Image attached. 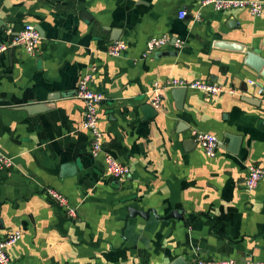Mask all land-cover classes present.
I'll list each match as a JSON object with an SVG mask.
<instances>
[{
  "label": "crops",
  "instance_id": "1",
  "mask_svg": "<svg viewBox=\"0 0 264 264\" xmlns=\"http://www.w3.org/2000/svg\"><path fill=\"white\" fill-rule=\"evenodd\" d=\"M199 1L0 0V44L12 39L7 29L26 24L41 34L37 56L13 48L0 58V155L14 163L0 168V239L23 231L8 249L10 264L264 261V180L245 187L248 168L264 165V109L249 85L264 88V77L246 65L249 52L264 59V12L206 8L195 21ZM163 36L172 44L144 58L149 39ZM114 39L127 44L119 58L107 54ZM88 73L104 96L105 150L130 169L120 180L105 177L103 158L90 154L85 104L75 97ZM169 79L237 94L188 90L179 103L166 91L147 118L154 83ZM195 130L219 139L214 158L194 142ZM48 188L77 219L47 198ZM130 208L150 216L128 218ZM173 211L184 219H163Z\"/></svg>",
  "mask_w": 264,
  "mask_h": 264
},
{
  "label": "built area",
  "instance_id": "2",
  "mask_svg": "<svg viewBox=\"0 0 264 264\" xmlns=\"http://www.w3.org/2000/svg\"><path fill=\"white\" fill-rule=\"evenodd\" d=\"M198 13L195 15V21L201 20L200 12L209 8L214 12H226L234 10H246L253 17H260L264 12V0H200L198 5ZM188 12L183 9L179 12L181 20L186 19ZM12 35L9 42L0 44V58L2 55L13 48H21L30 56L39 54V44L41 35L37 27L32 24H26L19 32L14 33L10 28L6 31ZM172 39L168 36L153 37L146 44V52L144 58L156 53L160 49L172 44ZM184 42L177 40L174 44L177 48H182ZM127 51V44L123 40L113 41L108 45L107 54L113 58H119ZM92 75L90 73L84 75L79 83L75 93V97L82 100L85 104V114L83 120V129L88 131L91 137L90 154L93 158H103L104 175L113 180H120L127 177L130 173L128 166L120 163L111 153L105 150L103 143V134L98 126V106L104 101L102 93L94 92L90 88ZM249 85L255 86L256 95L264 109V88H260L256 81L249 80ZM185 88L188 90H197L209 96H219L222 94H237L234 89H227L223 85L216 84L211 81H185L181 79H169L163 83L155 82L153 89L150 91L151 105L155 109H159L166 91L173 89ZM194 142L201 147L203 152L210 158L217 155L220 149L219 139L210 133L195 130L192 132ZM14 167L12 159L0 155V168L11 169ZM264 180V165H251L248 168V174L245 179L246 189L252 191L257 189L259 184ZM47 198L57 207L63 209L66 215L71 219H77V209L72 207L68 199L59 191L48 188L45 191ZM23 236L21 229H14L7 234L6 237L0 239V264H10L8 249L16 245ZM193 264H264V261H238L235 259L226 260H203L196 259Z\"/></svg>",
  "mask_w": 264,
  "mask_h": 264
},
{
  "label": "water",
  "instance_id": "3",
  "mask_svg": "<svg viewBox=\"0 0 264 264\" xmlns=\"http://www.w3.org/2000/svg\"><path fill=\"white\" fill-rule=\"evenodd\" d=\"M40 32V29L37 28ZM41 35V34H40ZM119 39H114L113 41H118ZM218 47L222 49H228L232 51H244V47L242 45L236 44V43H230V42H219L217 44ZM246 65L250 68H252L256 73L261 74V76L264 77V59L257 55L256 53L249 52L246 58ZM188 89L185 88H179V89H173V94L176 100H178L179 103H181V100L186 95ZM143 113L146 115L147 118H152L157 114L156 109L152 105H146L143 108ZM151 211H138L136 209L130 208L129 209V217H136L141 216L143 218H147L150 216ZM153 212V211H152ZM156 214V213H154ZM128 218L125 219V223L128 221ZM171 218L174 219H181L183 220V214L180 211H173L166 217H163L165 220H169ZM174 264H180V261L175 262Z\"/></svg>",
  "mask_w": 264,
  "mask_h": 264
}]
</instances>
